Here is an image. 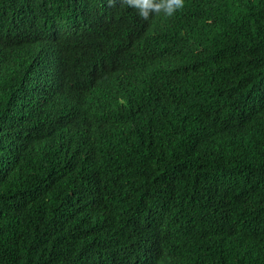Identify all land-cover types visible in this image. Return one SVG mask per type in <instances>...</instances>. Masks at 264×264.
<instances>
[{
  "label": "trees",
  "instance_id": "16d2710c",
  "mask_svg": "<svg viewBox=\"0 0 264 264\" xmlns=\"http://www.w3.org/2000/svg\"><path fill=\"white\" fill-rule=\"evenodd\" d=\"M0 264H264V0H0Z\"/></svg>",
  "mask_w": 264,
  "mask_h": 264
},
{
  "label": "clouds",
  "instance_id": "9594fccd",
  "mask_svg": "<svg viewBox=\"0 0 264 264\" xmlns=\"http://www.w3.org/2000/svg\"><path fill=\"white\" fill-rule=\"evenodd\" d=\"M115 2V0H111ZM128 6L138 10V14L147 19L151 13L163 12L166 16H172L184 5V0H125Z\"/></svg>",
  "mask_w": 264,
  "mask_h": 264
}]
</instances>
